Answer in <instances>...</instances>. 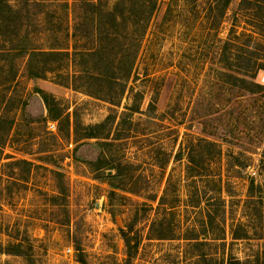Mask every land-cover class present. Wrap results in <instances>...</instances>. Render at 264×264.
Masks as SVG:
<instances>
[{
	"label": "rangeland",
	"instance_id": "1",
	"mask_svg": "<svg viewBox=\"0 0 264 264\" xmlns=\"http://www.w3.org/2000/svg\"><path fill=\"white\" fill-rule=\"evenodd\" d=\"M7 1L15 34L0 36V244L24 254L0 252V264H80L79 254L85 264H227L264 251V6L230 0L220 16L213 0H158L111 104L62 85L59 71L31 77L12 48L94 46L71 34L81 0ZM44 93L57 100L51 111ZM127 102L139 109L119 126ZM74 111L83 124L111 114L106 139H76ZM97 156L106 166L87 161ZM112 160L115 187L104 179ZM164 188L174 235L158 240L149 226ZM121 229L139 238L130 255Z\"/></svg>",
	"mask_w": 264,
	"mask_h": 264
},
{
	"label": "trees",
	"instance_id": "2",
	"mask_svg": "<svg viewBox=\"0 0 264 264\" xmlns=\"http://www.w3.org/2000/svg\"><path fill=\"white\" fill-rule=\"evenodd\" d=\"M229 1L230 0H213L210 8L212 9L213 6L216 7L218 14L222 16ZM242 3L248 4L249 7L256 9V11L264 6L263 1L257 2V0H241V4ZM79 6L81 12H79L77 16V21L75 22L74 30L71 34L76 35V33H79L83 37H93L96 41L94 46L80 50L73 49L72 51H69L67 48L64 49L59 46H52L47 50H43L37 47L31 48L30 44L22 39L18 47L12 48L14 51L16 50L17 54L27 57V68L31 77H44L46 72L59 71V75L62 77L59 83H62V85L75 91H81L89 96L108 101L111 104H118L119 99L127 89V80L134 70L133 68L140 46V38L144 33L146 21L157 9L158 0H116L113 8L110 10L101 8L98 4L90 0H81ZM139 8H141V12L140 16H137L138 12L134 11ZM13 13L14 9L9 2L7 0H0V36L15 34L13 27L14 22L12 20ZM7 51L11 50L7 49ZM257 67L258 69L264 70V56L263 61L256 64V68ZM61 71H63L62 74ZM129 90L132 91V87H129ZM115 98H117L118 101H115ZM43 101L49 111L52 110V107L57 106V100H55L51 94L44 93ZM138 109V104H129L127 102L121 112L118 125L122 126V123L126 122L131 123V115L137 112ZM57 116H59V114ZM57 116H55L54 119H56ZM112 120L113 116L108 114L101 122L83 124L79 120L76 111H74L73 123L75 136H81L76 139H106L104 135L107 134L106 131ZM115 139L118 138L115 137ZM208 143L214 145L212 142ZM100 144L112 146L114 142H99L98 145ZM76 147L77 146H75V148ZM99 158L97 156L95 159L87 161L93 163V165L96 164L97 168L106 166V162H100ZM19 162L27 163L26 160L15 161V163ZM113 162L114 160L107 164V169L108 171L114 169L115 173H107L104 175V179H107L111 187H115L116 184L111 182L110 179L122 173L120 168L121 162ZM52 172L55 176L59 174V172L55 170ZM249 193L259 200L262 198L261 191L259 187L254 184L253 179L249 181ZM165 194L166 188H164L163 193L156 202L155 208L160 209V216L150 223L149 238L158 240L173 238L174 231L171 223L165 218ZM130 229H132V227H130L129 230ZM129 230L124 231L121 229V235L125 242L127 254L130 255L133 250L135 251L137 249L140 241L137 235H135L133 238L134 241L131 243L128 236ZM187 238L196 239L197 237ZM0 252L17 255L24 254L20 244H11L5 247L0 244ZM78 261L80 264H85L82 254H79ZM4 264L11 263L6 261ZM227 264H264V251L256 253L251 258H246L244 260L228 258Z\"/></svg>",
	"mask_w": 264,
	"mask_h": 264
},
{
	"label": "built area",
	"instance_id": "3",
	"mask_svg": "<svg viewBox=\"0 0 264 264\" xmlns=\"http://www.w3.org/2000/svg\"><path fill=\"white\" fill-rule=\"evenodd\" d=\"M53 127V124H50ZM66 251L71 252V248H66Z\"/></svg>",
	"mask_w": 264,
	"mask_h": 264
}]
</instances>
